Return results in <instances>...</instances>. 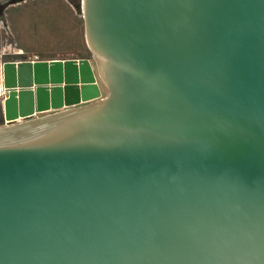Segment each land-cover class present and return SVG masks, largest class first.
Returning <instances> with one entry per match:
<instances>
[{
  "label": "water",
  "instance_id": "obj_1",
  "mask_svg": "<svg viewBox=\"0 0 264 264\" xmlns=\"http://www.w3.org/2000/svg\"><path fill=\"white\" fill-rule=\"evenodd\" d=\"M82 14L94 63L0 55V264H264V0Z\"/></svg>",
  "mask_w": 264,
  "mask_h": 264
},
{
  "label": "rangeland",
  "instance_id": "obj_2",
  "mask_svg": "<svg viewBox=\"0 0 264 264\" xmlns=\"http://www.w3.org/2000/svg\"><path fill=\"white\" fill-rule=\"evenodd\" d=\"M0 39L3 62L89 59L94 63L85 38L82 0H13L1 4ZM98 81L106 96L107 89ZM7 96L1 86L0 108ZM0 121L6 124L1 109Z\"/></svg>",
  "mask_w": 264,
  "mask_h": 264
},
{
  "label": "flooded vegetation",
  "instance_id": "obj_3",
  "mask_svg": "<svg viewBox=\"0 0 264 264\" xmlns=\"http://www.w3.org/2000/svg\"><path fill=\"white\" fill-rule=\"evenodd\" d=\"M11 1H13V0H0V5L1 4H3V5H5V4H7V3H10Z\"/></svg>",
  "mask_w": 264,
  "mask_h": 264
},
{
  "label": "crops",
  "instance_id": "obj_4",
  "mask_svg": "<svg viewBox=\"0 0 264 264\" xmlns=\"http://www.w3.org/2000/svg\"><path fill=\"white\" fill-rule=\"evenodd\" d=\"M0 41H1V39H0ZM18 53H21V55H22V50L18 51ZM2 54H4L3 51H2ZM12 61H19V60L18 59H13Z\"/></svg>",
  "mask_w": 264,
  "mask_h": 264
},
{
  "label": "trees",
  "instance_id": "obj_5",
  "mask_svg": "<svg viewBox=\"0 0 264 264\" xmlns=\"http://www.w3.org/2000/svg\"><path fill=\"white\" fill-rule=\"evenodd\" d=\"M1 109V115H2V108ZM4 124V121H0V125H3Z\"/></svg>",
  "mask_w": 264,
  "mask_h": 264
},
{
  "label": "bare ground",
  "instance_id": "obj_6",
  "mask_svg": "<svg viewBox=\"0 0 264 264\" xmlns=\"http://www.w3.org/2000/svg\"><path fill=\"white\" fill-rule=\"evenodd\" d=\"M0 82H1V77H0ZM0 91H1V85H0Z\"/></svg>",
  "mask_w": 264,
  "mask_h": 264
}]
</instances>
